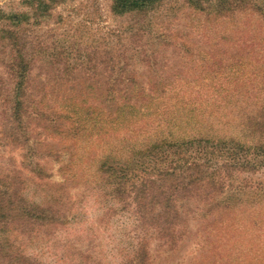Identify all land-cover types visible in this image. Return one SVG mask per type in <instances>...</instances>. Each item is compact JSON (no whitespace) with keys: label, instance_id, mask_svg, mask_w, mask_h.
<instances>
[{"label":"rangeland","instance_id":"rangeland-1","mask_svg":"<svg viewBox=\"0 0 264 264\" xmlns=\"http://www.w3.org/2000/svg\"><path fill=\"white\" fill-rule=\"evenodd\" d=\"M39 1L0 0V171L28 174L33 148L50 174L49 185L64 184L66 223L35 233L24 243L29 254L44 264H120L134 242L132 221L117 213L109 190L95 179L98 170L133 167L146 148L164 142L171 148L196 138L198 145L221 141L227 148L259 143L245 127L264 103V18L252 11L217 16L201 10L213 0H162L147 16L121 18L111 12V0H65L50 9L51 18H33ZM14 24H24V42L29 37L43 47L58 41L107 44L122 24H140L147 32L118 59L128 64L120 85L110 77L105 49L92 56L97 69L73 73L63 64L53 70L43 53L31 72L26 143L23 136L16 141L9 133L17 129L8 125L5 131L4 124L13 81L2 63L9 53L2 30H15ZM136 47L147 53L134 55ZM60 72L69 80L57 78ZM230 153L223 152V162ZM262 166L258 177L264 176ZM243 167L238 182L222 195L202 196L219 200L220 209L190 200L195 217H189L184 238L174 246L153 241V264H264V189L251 175L255 169ZM30 184V197L47 195L42 190L48 192L49 185ZM249 185L255 187L244 190Z\"/></svg>","mask_w":264,"mask_h":264},{"label":"trees","instance_id":"trees-1","mask_svg":"<svg viewBox=\"0 0 264 264\" xmlns=\"http://www.w3.org/2000/svg\"><path fill=\"white\" fill-rule=\"evenodd\" d=\"M63 1L65 0L39 1L33 8L37 12H33V18H40L43 14L45 18H51L50 9ZM161 1L111 0V12L118 18L147 16ZM201 1L188 0L192 4ZM196 9L200 10L197 7ZM201 10L217 16L252 11L253 14L264 18V0H213L206 8L201 7ZM19 18L14 16V20ZM23 25L14 24L15 30H11V27L3 28V39L8 42L2 45L9 53L3 57L2 63L13 81L10 105L4 116L5 131H8V125L14 130L16 128V134H9L17 135L15 139L19 142L22 141L19 136H23L26 143L29 141L26 119L31 116L32 111L29 100L31 72L34 64L42 59L43 53L47 52L46 57H49L53 70H60L58 65L63 64L65 69H70L69 72L73 73L89 68L97 69L98 65L92 64V56L100 49H105L113 73L110 77H115L113 82L120 85L125 83L121 74L125 75L128 64L121 65L118 59L130 50L133 44L141 43L147 32L144 30L145 26L140 24H122L116 30V39L107 44H88L89 47H85L82 42L58 41L54 45L46 44V47H43L42 43L37 45L30 42L29 37L28 41L24 42L22 38L26 29L20 30ZM27 25L43 27L48 24ZM93 48L96 49L94 54L91 51ZM84 49H88L89 53ZM146 53V48L136 47L133 51L134 55ZM56 77L69 80L61 72L57 73ZM124 110L126 109L122 107L119 112ZM256 111L257 117H251L245 128L249 136L260 138L261 141L257 144L245 145L235 142L233 147L227 148L220 144L221 141H216L215 144L206 141L203 145H198L195 144L198 141L196 138L176 142V146L171 148L170 144L164 142L162 145L146 148L144 159H137L133 167L108 166L98 170L95 179L109 190L108 195L117 206V209L113 206V210L116 209L118 214L127 213L132 221L131 234L134 242L120 264H153L150 251L153 241L174 246L179 238H184L183 230L187 229L189 217H195L190 216L194 212L190 208V200L195 198L211 211L220 209L219 200L214 198L206 202L202 196L222 195L226 188L234 186L233 182H238L244 165L255 169L251 175L259 180L257 188L264 189V176L258 177L256 172L264 165V103L258 106ZM164 147H168V150ZM226 151L231 152V156L223 162V152ZM239 152L244 153L241 156H249L250 160L244 161ZM215 154L220 156V159L213 158ZM47 155L49 154L44 156ZM27 157L34 159V162L32 159L28 162L33 166L28 169V174L20 170L0 171V264H44L41 259L27 252L24 243L36 237L35 233L38 231H51L66 223V204L61 197L64 184L49 185L47 179L50 174L41 164L42 158L38 156L36 149L30 148ZM30 182L41 187L49 185L48 192L42 190L47 195L36 194L35 198L30 197ZM253 187L255 186L249 185L244 187V190ZM51 192L53 194H50ZM85 264L91 263L86 261Z\"/></svg>","mask_w":264,"mask_h":264}]
</instances>
